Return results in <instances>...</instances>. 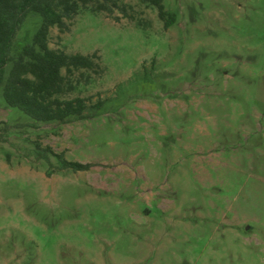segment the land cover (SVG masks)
<instances>
[{
  "label": "rangeland",
  "instance_id": "1",
  "mask_svg": "<svg viewBox=\"0 0 264 264\" xmlns=\"http://www.w3.org/2000/svg\"><path fill=\"white\" fill-rule=\"evenodd\" d=\"M163 2L168 29L139 0L51 29L99 57L65 95L91 118L37 123L0 88V264H264V0Z\"/></svg>",
  "mask_w": 264,
  "mask_h": 264
},
{
  "label": "trees",
  "instance_id": "2",
  "mask_svg": "<svg viewBox=\"0 0 264 264\" xmlns=\"http://www.w3.org/2000/svg\"><path fill=\"white\" fill-rule=\"evenodd\" d=\"M157 12L164 29L175 23V14L166 11L164 0H139ZM90 6L94 11L111 14L113 9L125 8L117 0H0V88L5 104L18 109L37 123H65L70 119H89V108L99 110L102 101L88 105L89 98L65 99L74 90L71 77L82 71L98 74L96 54H65L49 47L52 28L60 32L81 9ZM37 16L39 27L29 43L16 47V37L28 16ZM5 130H0V142ZM64 169L87 171L90 164L66 161L56 155Z\"/></svg>",
  "mask_w": 264,
  "mask_h": 264
}]
</instances>
